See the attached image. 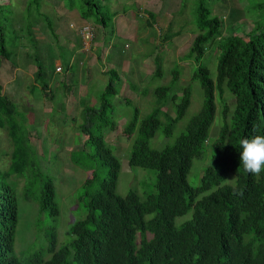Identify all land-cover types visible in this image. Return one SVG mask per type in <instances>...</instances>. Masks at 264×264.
Listing matches in <instances>:
<instances>
[{
    "label": "trees",
    "instance_id": "trees-1",
    "mask_svg": "<svg viewBox=\"0 0 264 264\" xmlns=\"http://www.w3.org/2000/svg\"><path fill=\"white\" fill-rule=\"evenodd\" d=\"M54 1L60 3L64 16L66 11L79 7V25L90 21L95 25V33L100 35L112 27L113 18L118 15L109 10L108 0ZM47 2L27 0L22 13L26 26L17 28L15 8L18 5H13L12 0H0V67L3 60L16 67L15 41L25 38L30 43L34 40L32 13L41 18L40 10ZM182 7L183 4L180 11ZM195 14L198 34L192 38L186 59L195 65L190 80L197 81L202 89V108L172 144L160 150L150 148V140L162 126L160 117L164 115L167 119L162 134L170 137L191 102L190 85L181 93L172 92L179 75L173 70L171 84L154 89L152 112L140 120L138 109H134L132 119L120 133L131 141L129 166L155 171L156 193L143 199L136 189L124 196L118 195L119 161L103 135L90 131L95 121L101 129L116 130L107 116L112 107L109 100L117 91L113 81L119 77L112 70L106 73L108 81L99 96L100 108H87L83 124L78 127L84 138L82 147L70 156L71 163L79 165L78 157L86 158L92 161L91 165L104 168L106 174L100 178L99 168L89 167L88 176L76 191L77 208L83 215L65 231L71 241L59 248L58 244L65 242L66 237L65 241H58L54 227L44 225L60 214L53 180L44 177L39 196L34 197L27 174L35 164L29 145L35 131L30 134L31 131L24 128L25 122L18 125L16 106L0 86V129L12 142L10 165L6 170L0 167V264H264V172L259 176L251 175L244 171L239 160L242 151L239 141L264 135V26L257 32L225 35L227 37L222 39V21L212 15L206 0H202ZM148 17L147 24L151 25L155 16L149 14ZM43 19L53 32V22L46 17ZM59 19L62 22L63 17ZM170 28L171 24L168 32H159L161 45L180 34ZM104 37L106 44L109 38ZM116 37L110 38L111 47ZM210 49L213 52L209 62L216 65L215 79L202 65ZM36 60L38 58H33L34 62ZM153 63L155 72L150 81L162 74L159 54ZM36 65L38 83H33L30 90L34 86L52 100L53 91L42 81L44 74L40 65ZM226 89L234 98V106L232 98L224 95ZM216 96L222 106V124L219 123L217 133L209 139ZM228 99H231L230 104ZM168 103L174 117L163 113ZM86 148L90 151L86 152ZM203 157L209 163L201 173L199 170V182L191 186L187 177L193 161ZM17 178H25L24 202H34L39 215L34 227L35 242L26 245L20 255L29 252L37 242L43 215L46 221L42 227L46 229L47 245L40 251L34 248L35 252L25 260L19 258L25 253L17 256L14 252L19 217Z\"/></svg>",
    "mask_w": 264,
    "mask_h": 264
},
{
    "label": "rangeland",
    "instance_id": "rangeland-1",
    "mask_svg": "<svg viewBox=\"0 0 264 264\" xmlns=\"http://www.w3.org/2000/svg\"><path fill=\"white\" fill-rule=\"evenodd\" d=\"M26 1L12 0L13 5H18L17 9L15 8V26L17 28L26 26L22 14ZM47 1L40 10L41 18H36L32 13L31 34H33L34 40L30 43L25 38L15 41L13 51L16 52V67H11L10 62L5 60L2 61L0 67V86L4 88V93L13 100L16 106L18 125H23L25 122L26 127L24 128L27 131L31 130L30 134L33 133V130L35 131L29 142L30 148L33 149L31 152L35 164L28 171L30 174H27L28 185L33 187L34 197L39 196L41 180L44 177L51 178L60 210L59 216L47 224H44L45 216L43 215V221L38 226L37 242L29 252L22 253L25 254L19 257L21 260L28 259L35 252L34 248L36 251H40L47 245L45 227L49 226L48 224L54 227L58 241L66 240L59 243L57 248L71 241L65 231L83 215V212L77 208L78 192L76 191L88 176L87 171L90 166H93L94 170L99 168L100 178L105 177L106 170L97 164L91 165V160L78 157L79 165L70 161L71 152L80 150L84 141L83 134L78 131V127L83 124L85 110L100 108L99 96L108 81V76L102 74V70L108 73L115 70L119 76L113 81L117 91L109 100L112 107L107 113V116L117 126V132L111 133L108 129H101L97 124L98 121L91 124L90 131L94 135H103L104 140L119 161L120 173L116 193L120 196H124L129 190L135 191V189L141 195V199L156 193L155 171L129 166L131 141L120 135L123 128L132 119L134 109H138L140 120L149 115L155 105L154 89L170 85L173 70H177L179 75L173 85L172 92L181 93L184 87L190 85V105L183 118L176 124L170 137L162 134V128L167 119L164 115L160 117L162 126L149 143L150 148L160 150L166 145L172 144L185 131L189 120L200 111L203 104V92L199 83L190 80L195 65L190 64L186 59L192 38L198 34L195 13L202 0H183L181 11L179 7L170 8L169 4L160 15L154 17V23L151 22V26L137 18L135 12L137 0H108L109 10L118 14L113 21V27L103 31L109 41L106 44L102 43L101 35L95 41V34L93 41L95 47L93 48L96 49L92 48L87 52L83 51L79 36L74 31L79 25L74 21L80 11L79 7L66 11V16H64L65 11L63 12L59 8V2ZM206 6L212 15L219 17L222 21V39L231 35L244 36L247 31L257 32L264 26V0H206ZM179 11L178 15L175 14ZM43 17L53 22V32L47 28ZM61 17H63L62 22L59 19ZM166 17L172 23H166ZM125 21L127 29L124 28L123 22ZM232 21L235 22L232 23ZM170 24V29L175 33L180 32V34L172 41L161 45V37L158 34L159 32H168ZM115 34L117 37L111 47L110 38L115 37ZM159 43V47L156 48ZM84 46L86 47L85 44ZM212 52L213 49H210L206 53L202 65L209 69L210 77L215 79L216 65L209 62ZM157 54L161 55L162 74L159 78L150 81L155 72L153 57ZM85 55L87 58L90 57L89 59L93 58L94 63L87 64ZM33 58H38V61L34 62ZM13 60L14 58L11 59V61ZM56 60H60L62 68L68 67L67 75L54 72ZM96 60L98 62H95ZM36 63L40 65L44 74L42 81L46 82L53 91L54 98L52 100L50 95L46 94L45 98L42 90L34 86L30 90L33 83H38ZM64 85L71 88L65 94L63 92ZM224 95L232 98L234 106V98L227 89L224 91ZM80 101L82 102L80 103ZM230 101L231 99H228V104L231 103ZM215 106V118L210 128L209 139L217 133L219 123L222 124V106L217 96ZM163 113L174 117L170 103L164 108ZM11 151L12 142L7 133L0 129V167L3 170L8 169L10 165ZM89 151L86 148V152ZM206 159L203 157L193 161L187 177L191 186L199 182L197 174L199 170L201 173L203 167L209 163ZM25 184V178L16 179L19 220L15 232L14 251L17 256L22 255L17 252L25 245L35 242L34 227L36 218L39 217L36 204L30 201L24 202ZM43 224L45 227H42Z\"/></svg>",
    "mask_w": 264,
    "mask_h": 264
},
{
    "label": "clouds",
    "instance_id": "clouds-1",
    "mask_svg": "<svg viewBox=\"0 0 264 264\" xmlns=\"http://www.w3.org/2000/svg\"><path fill=\"white\" fill-rule=\"evenodd\" d=\"M135 12H136L137 18L139 20H144V23L147 24V21L150 18V17H148L149 13H147L142 7H138V8L136 7V11ZM115 18L116 17L113 18V21H114ZM123 23H124V26H125L124 28L127 29L128 28L126 26L127 22L125 21ZM147 25L151 26L150 24H147ZM84 26L89 27L90 30H91V34H92V36H90L89 39H86V40L85 39L83 40L81 35H80L81 29ZM94 26L95 25H93L90 21H84V23L78 25V27L75 30L73 29L77 33V35L79 36L80 42L82 43V49H83L84 52H87L88 50H90L93 47H95L93 45L94 44L93 41L95 39V34H96L95 30H94V28H95ZM96 27H98V26H96ZM112 27H113V24H112ZM70 28L72 29V27H70ZM106 30H103V31H106ZM103 31H102V34H101V38L104 37V32ZM115 36H116V34H115ZM158 36H159V34H158ZM99 37H100V34H96V40L95 41H97V38H99ZM102 43H104V39H102ZM84 44L86 45L87 48L84 46ZM94 49L95 48H93V50ZM100 49L102 50L101 47H100ZM85 56H87V55H85ZM98 57H100V56H98ZM154 57H153V59H154ZM160 57H161V55H160ZM95 62H98V61L96 60ZM89 63L91 64V59H89ZM89 63L87 62V64H89ZM60 64H61V62H60ZM54 72L55 73H62L64 75H67L69 73V69H68V67L66 69H64V68L61 67V65H56V67L54 69ZM101 73L106 75L107 71L105 72V70H102ZM56 87H57V85H56ZM63 87H64V90H63L64 94H65V92H67V91H69L71 89V88H69V86H63ZM104 88L102 89V91L104 90ZM128 88H130V87H128ZM78 95H79V93H78ZM81 102L82 101H80V103ZM103 129H107V128H103ZM29 131H31V130H29ZM110 132L111 133L112 132L116 133L117 132V126H116V130L115 131H110ZM239 143H240V147L242 149V151H240V153H239V160H240V162H241V164L243 166L244 171L248 172L251 175L259 176L262 172H264V135H255V136H253L251 138H244V139H241L239 141ZM234 192H235V188H234ZM14 242H15V240H14ZM25 247H26V245L23 247V249H21L17 253L20 254L25 249Z\"/></svg>",
    "mask_w": 264,
    "mask_h": 264
},
{
    "label": "crops",
    "instance_id": "crops-1",
    "mask_svg": "<svg viewBox=\"0 0 264 264\" xmlns=\"http://www.w3.org/2000/svg\"><path fill=\"white\" fill-rule=\"evenodd\" d=\"M138 3L135 2V6L138 7H142L147 13H149L151 16H158L160 15L163 10L165 9V7H168V5L170 4V8H180V5L183 4V0H137ZM74 21H76L78 23L79 18H78V14H77V18L74 19ZM122 21V20H119ZM166 23H169V18L166 17L165 19ZM79 24V23H78ZM96 49V48H95ZM93 58H91V64L94 63L92 61ZM86 63H89V59L85 58ZM56 65H60V61L57 60L55 62Z\"/></svg>",
    "mask_w": 264,
    "mask_h": 264
},
{
    "label": "built area",
    "instance_id": "built-area-1",
    "mask_svg": "<svg viewBox=\"0 0 264 264\" xmlns=\"http://www.w3.org/2000/svg\"><path fill=\"white\" fill-rule=\"evenodd\" d=\"M80 35L82 37V39L86 40V39H89L90 36H92L91 34V30L89 27L87 26H84L82 29H81V32H80Z\"/></svg>",
    "mask_w": 264,
    "mask_h": 264
}]
</instances>
